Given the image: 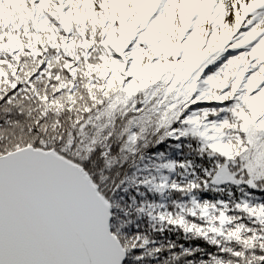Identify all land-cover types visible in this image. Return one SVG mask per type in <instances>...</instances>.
I'll list each match as a JSON object with an SVG mask.
<instances>
[{
  "label": "snow or ice",
  "instance_id": "obj_1",
  "mask_svg": "<svg viewBox=\"0 0 264 264\" xmlns=\"http://www.w3.org/2000/svg\"><path fill=\"white\" fill-rule=\"evenodd\" d=\"M0 264H264V0H0Z\"/></svg>",
  "mask_w": 264,
  "mask_h": 264
}]
</instances>
